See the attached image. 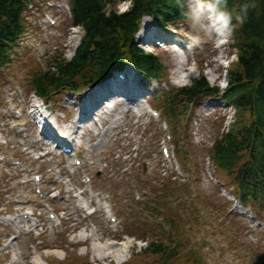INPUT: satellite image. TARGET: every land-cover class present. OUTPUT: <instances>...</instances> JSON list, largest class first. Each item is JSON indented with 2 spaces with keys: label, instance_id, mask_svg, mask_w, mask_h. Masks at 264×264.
I'll return each instance as SVG.
<instances>
[{
  "label": "rangeland",
  "instance_id": "1",
  "mask_svg": "<svg viewBox=\"0 0 264 264\" xmlns=\"http://www.w3.org/2000/svg\"><path fill=\"white\" fill-rule=\"evenodd\" d=\"M48 1H52V5L48 6ZM65 2L66 0H38L39 7L30 8L28 18L32 28L24 39L26 42L23 44V49L13 67L2 71V74L0 73V124L8 118L7 106L15 105L22 108V112H24V117L19 123L27 127L22 137L16 136L12 139V146L0 147V154L6 157L4 162L0 161V213L8 212L10 209L13 211L19 209L14 206V200L17 198L27 199L23 205L24 208L31 211L42 210L44 201L35 195L36 186L30 181L25 185L21 182V179L25 177L30 180V176L20 174L17 168L9 167V159L17 152L21 153L23 159L28 163L35 165L37 172L43 173L45 183L42 184V188L55 196L54 201H58L60 197L65 195L71 198L69 204L64 203L59 207L61 210H65L66 214L75 212L73 219L77 220L79 224L72 222L75 220L61 224L60 222L50 224V232L41 236L40 239L31 238L27 240L20 236L16 242H13L12 249L8 254L9 257L1 258L0 261L5 259L16 260V264H57L59 262H63L60 264H117L118 260L124 261L132 256L134 264H264V255L257 253L259 249L263 250L262 248H264L263 231L245 218H242V221L231 218L227 214L228 212L226 213L223 209L215 187L210 184V173L205 174V172H213L212 166L207 163V152L213 137L218 132L220 126L218 121L224 117L223 113L216 112L214 114L216 117H208L206 114L210 111L207 110L204 113L206 108L203 110L200 105L196 106L190 115L191 119L188 117L189 113L184 117V111L180 112L179 126L183 125L181 127L183 134L180 132L179 138L187 139L188 146L185 147L182 140L178 141L179 146L184 150L188 148L191 151L189 161L184 167L193 169L190 173L194 174V178L200 177L195 180V184L203 194V203L206 204L209 216L205 210V216L203 212L201 215L198 214L202 219L199 221L198 218L193 219V213L188 214L185 211L183 216H180L172 207L166 208L163 215L166 214L170 218L172 216L182 217L178 221L180 227L177 235H174L175 233L171 232L170 228L165 227V225L160 226L162 220L155 211L152 213L151 219L142 213V205L138 204L136 199L137 193H140L144 200L148 196L147 201L156 195L159 197L161 194L159 191H162L159 181L173 175L178 177L173 157V161H168L161 153L162 140L169 138V135L163 130V121L158 122L150 118L137 120L128 117L125 119V134L117 135L116 131L109 133L101 146L93 148L91 143V152H84L87 157L95 158L96 165L89 170L95 179V187L109 194L118 213L119 222L117 224L105 222L100 214H94L95 211L93 206H90V200L86 199L84 195H79L77 191H81L79 189L80 175L74 174L69 163L59 157L48 156L45 159H38L39 154L43 151H40V138L36 136L37 133L32 122L25 112L26 106L24 107V104L27 103V100H21L14 90L17 85H23L22 82L25 83L31 74L48 69L49 62L45 56L58 57L65 52L66 58L73 57L74 48L80 44L83 33L80 30L69 29L71 25L70 14L64 7L62 8L63 5H66ZM128 7V4L119 7V11L123 12ZM40 10L52 14L58 21L57 26L46 27L43 20L40 19V15L42 16ZM192 30H181L182 37L186 40H197L201 45V41L205 42L206 40V46L204 52L198 53L196 57L186 62V71L182 74L184 78L175 74L178 69V56L172 51L165 52L155 48L152 51L170 67L167 73L170 75L172 84L177 87L190 85L192 80L200 75V69L203 67L208 80L224 88L225 68L222 67L221 63H226L220 57L228 56L227 51L230 50L225 47L221 51V56H218L215 46L209 45L211 39L206 36L207 32H201L197 28L196 32ZM46 41H48L47 44ZM59 48H61L60 51L65 50L62 53H56L55 51ZM236 60L237 57L231 51L228 63L234 64ZM235 66L236 64L233 67ZM12 79L14 82L11 81ZM24 89L28 94L27 98H29L28 90L25 87ZM155 102V100L150 101L153 106H156ZM59 107V119H63V112L68 117L66 120L64 117L65 121L74 117V110L73 113H70V107L65 108L63 104ZM71 109L73 108L71 107ZM209 118L217 120V122L210 124L207 120ZM165 120L167 121L166 118ZM232 120L233 118L229 120V123ZM186 123L190 124L192 135H189L184 129ZM60 126L61 128L66 127ZM3 136L6 137L7 135H1L0 142H7L4 141ZM176 136L173 135L171 142L167 140V145L173 156L177 150ZM89 137L92 140L104 139L99 132L91 134ZM89 137L82 140L86 147L90 146L88 145ZM16 143L21 147H18ZM48 151L50 150L48 149ZM2 155H0L1 158H3ZM151 191H155L154 197L151 195ZM51 195L47 201H53ZM161 199L164 203V199L162 197ZM78 203H81L82 206V210L79 212L77 211ZM86 206L90 207L85 210ZM186 209L189 210L190 208L187 207ZM257 215L259 219L264 220V213L259 211ZM122 226L125 229H122ZM3 229L6 230V228ZM87 229L88 232L92 230L95 237L84 242L86 238L91 236L87 233ZM8 230L11 233L17 232L16 227H8ZM240 230H244V232ZM128 234L137 239L146 237L149 240H152L154 236L167 243H178L184 246H180L179 259L175 258L171 262L161 257L164 256L162 254L153 256L150 253H143L139 257L136 255L144 250L145 243L137 242L135 238L127 236ZM2 235L0 229V236ZM174 238L179 240L173 241ZM43 240L44 245H42ZM154 240L156 239L154 238ZM77 243L81 246L80 248ZM106 246H111L113 252H111L113 256L111 255L108 260L103 259L105 251L103 248ZM46 247L51 249L43 250ZM121 249H128V251L120 253ZM186 253L187 255H185Z\"/></svg>",
  "mask_w": 264,
  "mask_h": 264
},
{
  "label": "trees",
  "instance_id": "2",
  "mask_svg": "<svg viewBox=\"0 0 264 264\" xmlns=\"http://www.w3.org/2000/svg\"><path fill=\"white\" fill-rule=\"evenodd\" d=\"M26 1L0 0V48L4 40L14 41L23 31L21 17ZM118 1L74 0V24L84 29L85 38L72 61L61 58L47 73L35 77L37 94L45 96L66 85L77 87L82 79L101 81L126 62L148 76L165 72L157 56L135 44L134 35L143 14L151 13L168 25L172 18L186 14V0H131L133 6L127 13L117 10ZM245 4L247 12L243 13ZM227 8L234 12L239 60L229 70L226 98L236 108L237 121L229 133L218 139L212 155L237 189L249 193L251 185L258 190L256 178L264 169V0H227ZM236 12H241L242 20L235 18ZM219 92L203 77L176 93L191 100ZM177 99L175 96L167 101L171 116L175 114L173 101ZM151 250L165 253L167 246L152 243Z\"/></svg>",
  "mask_w": 264,
  "mask_h": 264
},
{
  "label": "clouds",
  "instance_id": "3",
  "mask_svg": "<svg viewBox=\"0 0 264 264\" xmlns=\"http://www.w3.org/2000/svg\"><path fill=\"white\" fill-rule=\"evenodd\" d=\"M187 14L191 23L205 31H215L223 36L233 28L234 12L227 8V0H186ZM243 5V13L247 12ZM237 20H242L241 12L235 13Z\"/></svg>",
  "mask_w": 264,
  "mask_h": 264
},
{
  "label": "bare ground",
  "instance_id": "4",
  "mask_svg": "<svg viewBox=\"0 0 264 264\" xmlns=\"http://www.w3.org/2000/svg\"><path fill=\"white\" fill-rule=\"evenodd\" d=\"M178 64H180V66L177 65V68H178V69H177V72H176L175 74H176V75L178 74L179 77L184 78V75H182V74H183V72L186 71V69H185V64H184L183 62H181V61H178ZM182 76H183V77H182ZM185 78H186V77H185ZM105 91H106V88H103L101 94L104 93ZM105 249H107V250H111L112 247H111V246H107Z\"/></svg>",
  "mask_w": 264,
  "mask_h": 264
}]
</instances>
